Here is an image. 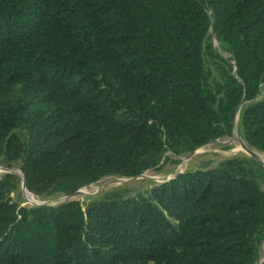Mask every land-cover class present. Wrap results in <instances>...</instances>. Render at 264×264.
I'll use <instances>...</instances> for the list:
<instances>
[{"label": "trees", "instance_id": "trees-1", "mask_svg": "<svg viewBox=\"0 0 264 264\" xmlns=\"http://www.w3.org/2000/svg\"><path fill=\"white\" fill-rule=\"evenodd\" d=\"M235 122L264 152V0H0V264H256L246 153L53 205L9 171L54 199L174 168Z\"/></svg>", "mask_w": 264, "mask_h": 264}, {"label": "rangeland", "instance_id": "rangeland-1", "mask_svg": "<svg viewBox=\"0 0 264 264\" xmlns=\"http://www.w3.org/2000/svg\"><path fill=\"white\" fill-rule=\"evenodd\" d=\"M215 46H218L217 42L214 43ZM245 144L242 138L239 135L237 130V124L235 122V128L233 130V134L230 137H221L216 140H212L201 146L191 157L186 158L185 156H178L177 158L180 159V163L176 167H172L167 164L161 171H154V170H146L143 173V177H136V178H126V177H116V176H108L102 178L96 183L89 184L86 187L87 193L79 194L74 196L75 199L83 200L88 196H95L102 193L105 190L113 188L123 183H131L133 185L138 186L139 184L134 183L139 179H152L155 181H160L163 179H167L171 177L173 174L183 170L187 164L191 162L197 161L199 158H210L213 161L217 160L219 157L222 156H230L237 153H245L242 145ZM257 151V150H254ZM264 153V152H263ZM176 157V156H173ZM143 186V183L142 185ZM34 201H30L26 196L25 192L22 194L23 202L22 204H29L33 205L35 203H47V202H55L57 200H63L66 197L60 196L54 199H41L32 194ZM83 196V197H82ZM264 257V245H261L259 250V255L256 264H259Z\"/></svg>", "mask_w": 264, "mask_h": 264}, {"label": "water", "instance_id": "water-1", "mask_svg": "<svg viewBox=\"0 0 264 264\" xmlns=\"http://www.w3.org/2000/svg\"><path fill=\"white\" fill-rule=\"evenodd\" d=\"M212 39H213V42L216 43V41H215V39H214V35H213V33H212ZM234 128H235V125H234ZM233 130H234V129H233ZM215 140H216V139H215ZM243 146H244V148H243L244 152H245L248 156H250V157L256 159V160H257L258 162H260V163L262 164V166L264 167V161L258 159V158L254 155V150L251 149V148H249L246 144H243ZM199 148H200V147H199ZM199 148H197V149H195L194 151L188 153V154L186 155V158L191 157V156H192V155H193V154H194ZM0 171H6V169L0 168ZM9 171H13L14 173L18 174V175L21 177V179H22V180H21V192H22V194H23L25 191H27L26 188H25V184H24V180H23V175L20 173V171H17V170H14V169H13V170L11 169V170H9ZM136 177H143V173L140 174V175H138V176H135V177H133V178H136ZM121 178H123V177H121ZM78 193H79V189H77V190L74 191L73 193H71V194L65 196V197H66L65 199H75L74 196L78 195ZM65 199H63V200H65ZM63 200H57V201H55V202H47V203H46V202H45V203H35V204H33V205H53V204L59 203V202H61V201H63ZM262 245H264V241H263ZM259 264H264V257H263L262 261H261Z\"/></svg>", "mask_w": 264, "mask_h": 264}, {"label": "bare ground", "instance_id": "bare-ground-1", "mask_svg": "<svg viewBox=\"0 0 264 264\" xmlns=\"http://www.w3.org/2000/svg\"><path fill=\"white\" fill-rule=\"evenodd\" d=\"M242 148H244L243 145H242ZM254 155H255L258 159L264 161V153H263V152H260V151H254ZM83 193H87V191H86V187H82V188L79 189V194H83ZM25 196H26L30 201H34V198H33L32 194H31L30 192L25 191ZM82 197H83V196H82Z\"/></svg>", "mask_w": 264, "mask_h": 264}]
</instances>
